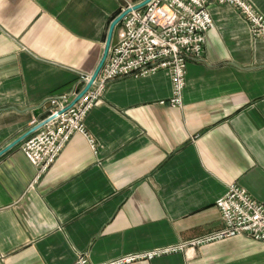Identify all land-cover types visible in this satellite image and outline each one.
Returning <instances> with one entry per match:
<instances>
[{"label": "crops", "instance_id": "0c3cea01", "mask_svg": "<svg viewBox=\"0 0 264 264\" xmlns=\"http://www.w3.org/2000/svg\"><path fill=\"white\" fill-rule=\"evenodd\" d=\"M142 0H0V149L81 87L113 18ZM264 14V0H249ZM183 105L165 70L111 80L37 181L21 142L0 156V264L93 263L178 245L223 225L231 183L264 201V39L234 6L210 3ZM112 41L117 40V27ZM127 264H264V243L233 235Z\"/></svg>", "mask_w": 264, "mask_h": 264}, {"label": "built area", "instance_id": "2783aa9c", "mask_svg": "<svg viewBox=\"0 0 264 264\" xmlns=\"http://www.w3.org/2000/svg\"><path fill=\"white\" fill-rule=\"evenodd\" d=\"M213 2L234 6L247 22L251 35L264 39V14L249 0H149L146 5L134 9L135 3L128 5L124 9L131 10L116 26L117 40L111 42L104 64L90 88L74 101L91 79V75L80 74L81 87L49 96L44 102L47 114L42 119L46 122L24 138L21 148L36 168L34 181L49 170L74 133L81 132L89 137L94 147L95 141L88 134L85 118L102 102L111 80L166 70L171 77L169 102L181 107L188 62L203 57L206 33L213 26L208 9ZM40 121L32 122L33 126ZM226 191L215 202L223 220L220 228L171 248L127 254L104 262L93 263L83 252L71 264H127L144 257L200 247L233 235L245 234L264 243V201L256 200L238 183L229 184Z\"/></svg>", "mask_w": 264, "mask_h": 264}, {"label": "water", "instance_id": "95a60500", "mask_svg": "<svg viewBox=\"0 0 264 264\" xmlns=\"http://www.w3.org/2000/svg\"><path fill=\"white\" fill-rule=\"evenodd\" d=\"M149 0H142L138 3H135L133 6L134 8H139L142 7L144 5L147 4ZM131 10V8H127L122 10L121 12H119V14L113 18V21L111 22L108 32H107V38H106V42H105V46H104V53L99 61V64L97 66V68L94 70V72L91 75V79L90 81L85 85V87L79 92L78 97L74 100H78V98L80 96H82L84 94V92L90 88V86L92 85L96 75L98 74L99 70L101 69V67L104 64V61L106 59V56L108 54L109 51V46L111 44L112 41V37H113V31L115 29V27L120 23V21L122 20V18ZM46 122V120H42L38 123L35 124V126L31 127L28 131H26L25 133L21 134V136H19L18 138H16L15 140L9 142L5 147L0 149V156L5 153L8 149L12 148L13 146H15L16 144H18L19 142H21V140H23L25 137H27L29 134L33 133L37 128L41 127L42 125H44V123Z\"/></svg>", "mask_w": 264, "mask_h": 264}]
</instances>
